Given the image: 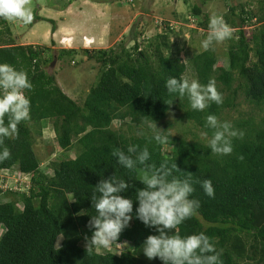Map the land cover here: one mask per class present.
Returning a JSON list of instances; mask_svg holds the SVG:
<instances>
[{
    "label": "trees",
    "instance_id": "obj_1",
    "mask_svg": "<svg viewBox=\"0 0 264 264\" xmlns=\"http://www.w3.org/2000/svg\"><path fill=\"white\" fill-rule=\"evenodd\" d=\"M258 4V23L262 25L250 39L243 28L255 15L245 12L242 5L238 15L235 8H228L224 18L239 31L237 40L228 47L226 67L211 51L196 55L187 64L173 52L165 55L163 49L168 50L169 45L164 36L162 44L149 45L150 55L140 50L137 37L141 34L134 36L131 52L121 44L118 50L83 51L101 71L82 105L63 94L54 78L43 70L55 57H43V52L32 46L16 45L7 28L0 32V63L26 71L33 85L26 91L31 100L30 119L18 126V137L4 140L12 156L0 163V171L15 169L19 175H29L30 183L26 192L0 188V199L8 200L0 203V264H162L158 258L149 260L143 254L145 239L158 233L135 217V200L133 219L121 232L116 249L106 253L87 251L92 235L88 223L96 215L90 199L95 185L115 175L133 186L124 193L133 199L136 189L143 187L139 181L145 166L124 168L112 155L114 149L127 151L130 145L148 147V164L158 168L164 162L169 167L175 163L180 171L192 174V198L199 199L201 206L197 216L178 226L182 237L198 232L212 237L222 264H264V0ZM190 14L198 21L202 18L197 25L208 30L209 17L202 8L193 6ZM33 20L43 21L35 12ZM48 23L53 33L55 23ZM74 53L62 50L56 59ZM189 69L203 84L210 79L216 81L223 94L222 104L213 102L203 112L195 111L186 96L168 93L166 80L185 76ZM244 103L262 115L250 111L231 122L244 136L233 139V152L227 156L212 153L208 143L194 139L167 136L166 143L157 144L149 127L130 135L112 128L113 121L128 120L129 131L132 126L139 129L152 121L158 125L176 109L182 112V120L192 122L210 138L211 130L205 127L207 115L215 114L225 121V113ZM44 123L51 126L59 149L76 151L74 159L64 157L49 163L45 167L51 170L49 176L39 167L31 133L36 127V134H41ZM173 175L181 174L174 171ZM206 178L213 183L214 198L208 197L199 183ZM58 238L62 239L59 246Z\"/></svg>",
    "mask_w": 264,
    "mask_h": 264
},
{
    "label": "rangeland",
    "instance_id": "obj_2",
    "mask_svg": "<svg viewBox=\"0 0 264 264\" xmlns=\"http://www.w3.org/2000/svg\"><path fill=\"white\" fill-rule=\"evenodd\" d=\"M69 1L72 3L67 4ZM260 0H28L27 6L35 12L36 16L43 21L33 20L30 24L22 21H6L0 19V32L7 28L14 42L18 46H32L35 51H42L43 57H55L49 64L43 66L46 74L52 76L58 88L68 98L82 105L83 100L90 88L95 86L100 76V65L94 60H88L83 51H97L117 49L121 44L127 52H131L134 43V36H138L140 50L151 54L154 46L162 44L161 36L166 38L169 49H163L165 55L177 54L183 63H188L196 55L204 51L214 53L215 60L228 66L227 51L230 44L237 40L239 28L233 29L230 39L214 44L208 50L203 49L201 42L206 38L208 30L203 31L197 23L202 22V18L191 16V8L197 6L202 8V12L210 17L213 13L228 16V8H235L234 14L240 13L239 6L242 5L245 12L255 15L244 28L246 38L250 39L255 30L261 26L258 18ZM230 18V17H229ZM236 24L237 19L231 17ZM230 18V19H231ZM46 20V21H45ZM51 20L55 23V31L52 33V26L48 23ZM197 20V21H196ZM4 22V23H3ZM160 23L162 25L160 26ZM170 29H165V24ZM62 50L74 51L70 56H63L61 60L56 58ZM193 78L189 69L186 75ZM238 101H240L238 99ZM262 115L255 107L248 104L240 106L224 114L223 119L233 122L243 118L241 114L248 112ZM182 112L172 109L158 128L165 131L168 137L192 139L208 143L209 137H205L202 129L181 119ZM245 116V115H244ZM260 118V117H258ZM125 123L112 122L113 129H122L130 134L143 131L148 126L133 127L129 131ZM51 126L44 123L41 134L37 135L36 127H33L32 134L35 138L34 150L38 156L41 171L46 175H51V170H46L51 162H58L61 159H74L76 151L74 149L63 151L55 143ZM151 130V129H150ZM151 132H153L151 130ZM9 175L0 172V182L6 177L11 184H1L0 188H10L12 191L26 192L29 188V175L15 176V169ZM7 199H0V203L7 202ZM1 233V232H0ZM62 239L58 238L57 246ZM115 244L109 250L96 251L106 253L116 249ZM117 247V246H116ZM119 249H124V246ZM119 251V250H118Z\"/></svg>",
    "mask_w": 264,
    "mask_h": 264
},
{
    "label": "clouds",
    "instance_id": "obj_3",
    "mask_svg": "<svg viewBox=\"0 0 264 264\" xmlns=\"http://www.w3.org/2000/svg\"><path fill=\"white\" fill-rule=\"evenodd\" d=\"M27 4L28 0H0V19L32 23L33 11ZM233 31L222 14L213 13L209 17L207 36L201 46L208 50L214 44L230 39ZM165 87L169 94L186 96L191 109L195 111L203 112L213 102L217 105L223 103V94L218 91L214 79L203 84L196 78L184 75L179 78L169 77ZM32 88L26 71L18 70L8 63H0V163L12 156L4 140L18 137V126L30 119L31 100L26 91ZM147 126L153 131L152 139L157 144L167 142L165 131L158 128L154 121L148 122ZM205 127L211 130L208 147L212 153L221 156L230 155L233 152V139H242L244 136L243 131L236 129L230 121H221L215 114L207 115ZM203 135L208 137L207 132ZM112 155L124 168L145 166L139 181L143 187L136 189L133 199L124 195L133 186L115 175L101 179L95 185L90 199L96 215L91 216L88 223L92 231L87 244L88 252L109 250L118 241L121 232L133 219L135 200L138 202L135 217L146 227L155 228L158 233L149 235L143 243V254L149 260L158 258L162 264H222L212 237L204 232L182 237L178 231L179 225L198 215L201 206L199 199L192 198L195 188L191 173L180 171L175 163L169 167L164 162L158 168L148 164L151 158L148 147L138 149L136 145H130L127 151L116 148ZM174 171L181 175L174 176ZM17 174L15 172L14 175ZM0 183L11 184L6 177ZM199 183L204 193L214 198L215 189L211 179L206 178Z\"/></svg>",
    "mask_w": 264,
    "mask_h": 264
}]
</instances>
